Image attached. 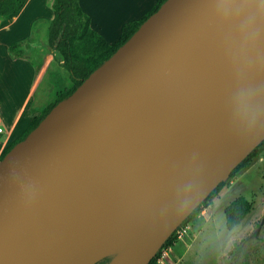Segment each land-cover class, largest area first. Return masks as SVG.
I'll use <instances>...</instances> for the list:
<instances>
[{"label":"water","instance_id":"95a60500","mask_svg":"<svg viewBox=\"0 0 264 264\" xmlns=\"http://www.w3.org/2000/svg\"><path fill=\"white\" fill-rule=\"evenodd\" d=\"M216 8L165 0L0 160V264H149L259 146L264 122L249 133L235 98L264 96V65L249 68ZM202 137L177 180L134 194L156 161Z\"/></svg>","mask_w":264,"mask_h":264},{"label":"rangeland","instance_id":"374dc122","mask_svg":"<svg viewBox=\"0 0 264 264\" xmlns=\"http://www.w3.org/2000/svg\"><path fill=\"white\" fill-rule=\"evenodd\" d=\"M46 37L45 27L36 26L33 39L45 42ZM44 55L45 50L41 48L29 55L37 66L42 65L40 72H43L30 113L40 112L72 85L59 58ZM225 183L226 187L192 222H184L182 229L175 232L176 242L169 246L170 251L164 248V254L160 253L159 264H264V151ZM238 197L248 200L252 211L242 221L243 228L236 243L225 252L218 242H210L209 236L215 231L217 217L225 224L224 208ZM183 230L186 232L179 238L177 232Z\"/></svg>","mask_w":264,"mask_h":264},{"label":"trees","instance_id":"16d2710c","mask_svg":"<svg viewBox=\"0 0 264 264\" xmlns=\"http://www.w3.org/2000/svg\"><path fill=\"white\" fill-rule=\"evenodd\" d=\"M25 1L2 0L0 2V22L12 15H16L24 6ZM164 1L159 0L152 10L140 20L124 24L118 40L113 44H108L91 28L90 18L80 8L79 0H48V5L54 12V18L49 22L37 21L34 24V33L36 26L45 27L44 25H47L46 41L41 42L33 38L26 39L11 44L7 51L11 59H24L29 61L34 67L36 75H38L42 65L37 66L29 55L36 52L39 48L44 49V56L53 55V59L59 58L61 65L69 75L72 85L67 90L59 93L54 102L40 111L26 132L4 151L0 160L16 143L23 140L31 132L58 102L70 96L94 70L107 61L134 34L139 26L157 11ZM263 151L264 140L233 170L230 177H233L236 173L248 166ZM225 187V182L220 183L202 204L191 213L185 222L193 220L201 209L208 203H211ZM251 211L252 205L244 197L234 199L224 208L225 226L231 229L234 225L241 224ZM175 242L176 233L174 232L162 248L173 246ZM159 255L160 253L149 264H156ZM110 259L105 258L96 264H107Z\"/></svg>","mask_w":264,"mask_h":264},{"label":"crops","instance_id":"0c3cea01","mask_svg":"<svg viewBox=\"0 0 264 264\" xmlns=\"http://www.w3.org/2000/svg\"><path fill=\"white\" fill-rule=\"evenodd\" d=\"M158 1L79 0V5L90 18L91 28L113 44L124 24L140 20ZM53 18L48 0H26L16 15L0 22V157L39 115L40 112L30 113V106L43 75V72L36 75L29 61L11 59L7 49L15 42L32 39L37 21L49 22ZM44 26L46 29L47 25Z\"/></svg>","mask_w":264,"mask_h":264},{"label":"clouds","instance_id":"9594fccd","mask_svg":"<svg viewBox=\"0 0 264 264\" xmlns=\"http://www.w3.org/2000/svg\"><path fill=\"white\" fill-rule=\"evenodd\" d=\"M217 16L226 24H234L239 33V55L249 68L264 65V0H217ZM237 113L249 133L256 131L264 122V96L252 86L237 90L235 98ZM187 203V201H185ZM215 231L209 236L210 242H218L220 248L228 251L237 241L243 225L236 224L228 229L217 217Z\"/></svg>","mask_w":264,"mask_h":264},{"label":"bare ground","instance_id":"6f19581e","mask_svg":"<svg viewBox=\"0 0 264 264\" xmlns=\"http://www.w3.org/2000/svg\"><path fill=\"white\" fill-rule=\"evenodd\" d=\"M208 142H210L208 137H202L187 139L183 143H179L165 159L156 161L147 175L139 177L133 186L134 194L140 197L156 194L161 188L160 183L164 185L166 182L177 180V172L192 164L193 158L205 148Z\"/></svg>","mask_w":264,"mask_h":264},{"label":"built area","instance_id":"2783aa9c","mask_svg":"<svg viewBox=\"0 0 264 264\" xmlns=\"http://www.w3.org/2000/svg\"><path fill=\"white\" fill-rule=\"evenodd\" d=\"M0 133H2V128H1V127H0ZM183 224H184V223H183ZM183 224H182L178 229H182ZM178 229H177L176 231H178ZM185 229H188V226H186ZM185 232H186V230H183V232H177V233L179 234V238H181V237H182V234H184ZM166 249L170 251V250H171V247L166 248ZM164 250H165V249L162 248V249L158 252V254H159V253H163V254H164ZM162 257H163V256H162ZM156 262L159 264V263H160V262H159V259H157Z\"/></svg>","mask_w":264,"mask_h":264}]
</instances>
